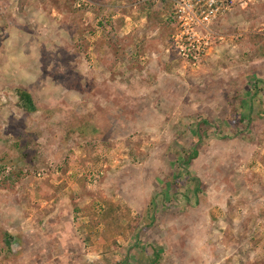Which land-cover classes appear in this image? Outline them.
<instances>
[{"label": "rangeland", "instance_id": "obj_1", "mask_svg": "<svg viewBox=\"0 0 264 264\" xmlns=\"http://www.w3.org/2000/svg\"><path fill=\"white\" fill-rule=\"evenodd\" d=\"M148 1L0 0V264H264V0L196 64Z\"/></svg>", "mask_w": 264, "mask_h": 264}, {"label": "built area", "instance_id": "obj_2", "mask_svg": "<svg viewBox=\"0 0 264 264\" xmlns=\"http://www.w3.org/2000/svg\"><path fill=\"white\" fill-rule=\"evenodd\" d=\"M148 1V0H147ZM172 7L177 29L171 37V49L184 61L196 64L208 55L221 36L213 25L231 10L234 2L240 8L243 0H153Z\"/></svg>", "mask_w": 264, "mask_h": 264}, {"label": "trees", "instance_id": "obj_3", "mask_svg": "<svg viewBox=\"0 0 264 264\" xmlns=\"http://www.w3.org/2000/svg\"><path fill=\"white\" fill-rule=\"evenodd\" d=\"M153 2H149L146 4L147 6L151 7L153 6L152 5ZM156 4V3H154ZM160 4L162 6H165L166 4H168L167 2H160ZM172 20H173V16H171ZM174 21V20H173ZM102 27L103 26V23H99ZM16 96H17V99L20 103V107L27 113H35L37 111V107L33 101V98L32 96L25 90H22V89H17L16 90ZM204 124H206V122H203ZM234 125V123H233ZM195 135L198 139V142L200 141V139H202V137H205L207 135V131L205 130H202L200 129L199 127L196 129L195 131ZM199 143L195 144V145H198ZM186 158L183 159L182 161V164L184 165H188L191 163L192 160L196 159V157L198 156V151L195 148H193L191 150V153H186ZM184 162V163H183ZM186 173V171H184ZM10 177V175H8V178ZM175 184H171V186H174ZM199 185V184H198ZM184 188V187H183ZM194 191H198V187L196 186L194 188ZM159 258V254H158V251L156 250L154 253H153V260L150 264H156L157 260Z\"/></svg>", "mask_w": 264, "mask_h": 264}, {"label": "crops", "instance_id": "obj_4", "mask_svg": "<svg viewBox=\"0 0 264 264\" xmlns=\"http://www.w3.org/2000/svg\"><path fill=\"white\" fill-rule=\"evenodd\" d=\"M261 55H262V54H261ZM258 60H259V61H264V56H259V57H258ZM253 61H255V59H254ZM256 61H257V60H256Z\"/></svg>", "mask_w": 264, "mask_h": 264}]
</instances>
